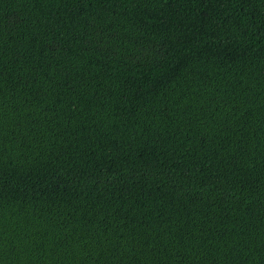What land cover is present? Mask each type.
Segmentation results:
<instances>
[{
  "label": "trees",
  "instance_id": "16d2710c",
  "mask_svg": "<svg viewBox=\"0 0 264 264\" xmlns=\"http://www.w3.org/2000/svg\"><path fill=\"white\" fill-rule=\"evenodd\" d=\"M0 264H264V0H0Z\"/></svg>",
  "mask_w": 264,
  "mask_h": 264
}]
</instances>
